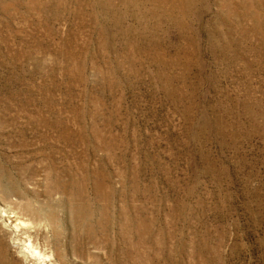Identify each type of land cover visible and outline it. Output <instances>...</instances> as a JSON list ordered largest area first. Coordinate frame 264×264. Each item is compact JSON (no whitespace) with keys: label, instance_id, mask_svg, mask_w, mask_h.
I'll use <instances>...</instances> for the list:
<instances>
[{"label":"rangeland","instance_id":"obj_1","mask_svg":"<svg viewBox=\"0 0 264 264\" xmlns=\"http://www.w3.org/2000/svg\"><path fill=\"white\" fill-rule=\"evenodd\" d=\"M0 199V264H264V0H0Z\"/></svg>","mask_w":264,"mask_h":264},{"label":"bare ground","instance_id":"obj_2","mask_svg":"<svg viewBox=\"0 0 264 264\" xmlns=\"http://www.w3.org/2000/svg\"><path fill=\"white\" fill-rule=\"evenodd\" d=\"M0 200H1V199H0ZM6 201H7V200H6ZM6 201H5V202H6ZM13 203H14V202H13ZM13 203H12V204H13ZM24 203H25V202H24ZM16 204H17V202H16ZM29 204H30V203H29ZM20 205H21V203H20ZM24 205H25V204H24ZM26 205H27V204H26ZM26 205H25V207L23 208V210H24V209L26 210V207H27ZM11 206H12V205H11ZM13 206H15V205H13ZM13 206H12V207H13ZM12 207H11V208H12ZM16 207H18V205H16ZM16 207H15V208H16ZM28 207H29V206H28ZM31 207H32V206H31ZM31 207H30V208H31ZM20 208H22V207H20ZM20 208L18 207V213H21V212L19 211V210H21ZM3 209H4V208H3ZM13 209H14V208H13ZM16 209H17V208H16ZM16 209L14 210V212H16ZM0 210H2V209H0ZM4 210H5V209H4ZM25 210H24V211H25ZM27 210L29 211V208H28ZM31 211H32V210H31ZM31 211H30L29 213H31ZM34 211H35V210H33V212H34ZM1 212H2V211H1ZM38 212H39V210H38ZM25 213H26V212H25ZM2 214H4V213H2ZM23 214H24V213H23ZM32 214H33V213H32ZM32 214H30V215L32 216ZM35 214H36V217H37V213H35ZM35 214H34L33 217H35ZM40 214H41V213H40ZM0 215H1V214H0ZM10 215H11V214H10ZM15 215H17V214H15ZM21 215H22V214H21ZM48 215H49V214H48ZM5 216H6V214H5ZM7 216H8V214H7ZM19 216H20V215H19ZM31 216H30V217H31ZM2 217H3V216H2ZM8 217H9V216H8ZM10 217H11V216H10ZM33 217H32V218H33ZM6 218H7V217H6ZM16 218H17V216H16ZM19 218H21L20 221H22V218H23V222H24V217H19ZM32 218H31V219H32ZM37 218H38V217H37ZM4 219H5V218H4ZM31 219H30V220H31ZM43 219H44V218H43ZM49 219H50V218H49ZM14 220H15V218H14ZM16 220H17V219H16ZM33 220H34V219H33ZM33 220H31V221H33ZM39 220H40V219H39ZM1 221H3V220L1 219ZM26 221H27V220H26ZM31 221H30V222H31ZM69 221H70V220H69ZM7 222H8V221H7ZM15 222H16V221H15ZM15 222H14V223H15ZM28 222H29V220H28ZM35 222H36V220H35ZM38 222H39V221H38ZM8 223H9V222H8ZM18 223H20V222L18 221ZM32 223H33V222H32ZM10 224H11V223H10ZM21 224H23V223H21ZM29 224L31 225V223H29ZM4 225H5V224H4ZM7 225H8V224H7ZM25 225H26V224H25ZM27 225H28V223H27ZM34 225H35V224H34ZM37 225H38V223H37ZM10 226H11V225H10ZM15 226H16V225H15ZM22 226H23V225H22ZM32 226H33V225H32ZM35 226H36V225H35ZM39 226H40V225H39ZM52 226H53V225H52ZM16 227L18 228L19 226H16ZM16 227H14V228H16ZM20 227H21V226H20ZM36 228H40V229H41V226H40V227L37 226V227H35V229H36ZM43 228L45 229V227H43ZM7 229H8V228H7ZM18 229H19V228H18ZM22 229H23V228H22ZM24 229H25V228H24ZM24 229H23V231H24ZM27 229H28V228H27ZM35 229H34V230H35ZM30 230H31V229H30ZM30 230H29V232H30ZM34 230L31 231V234H32V232H33ZM45 230H46V229H45ZM16 231H17V230H16ZM19 232H20V231H19ZM27 232H28V231H27ZM29 232H28V234H29ZM39 232H40V231H39ZM36 233H37V229H36ZM19 234H20V233H19ZM21 234H22V233H21ZM23 234H24V233H23ZM23 234H22V235H23ZM25 234H27V233H25ZM34 234H35V233H34ZM37 234H38V233H37ZM40 234H42V233H40ZM43 234H44V232H43ZM45 234H46V233H45ZM29 235H30V234H29ZM29 235H28V237H29ZM23 236H24V235H23ZM23 236H22V237H23ZM36 236H37V235H36ZM40 236H41V235H40ZM19 237H20V236H19ZM25 237H26V235H25ZM34 237H35V236H34ZM43 237H44V236H43ZM13 238H14V237H13ZM36 238H37V237H36ZM41 238H42V237H41ZM24 239H25V238H24ZM27 239H28V238H27ZM29 239H30V237H29ZM20 240H21V239H20ZM22 240H23V239H22ZM35 240H36V239H35ZM27 241H28V240H27ZM43 241H44V240H43ZM30 242H31V241H30ZM27 243H28V242H26L25 245H27ZM35 243H36V242H34V244H35ZM50 243H51V242H50ZM29 244H30V243H28V245H29ZM34 244H33V245H34ZM30 245H31V244H30ZM30 245H29V247H30ZM35 245H37V244H35ZM35 245H34V246H35ZM40 245H41V244H40ZM43 245H44V244H43ZM24 247H25V246H24ZM24 247H23V248H24ZM37 247H38V245H37ZM39 247H40V246H39ZM46 247H47V246H46ZM18 248H19V247H18ZM44 248H45V246H44ZM20 249H22V248H20ZM27 249H30V248H28V246H27ZM37 249H39V251H40V248H37ZM37 249H35V251H36ZM42 249H43V248H42ZM45 249H46V248H45ZM22 250H23V249H22ZM47 250H48V249H47ZM23 251H24V250H23ZM30 251H31V250H30ZM42 251L45 253L46 250H45V251L42 250ZM42 251H41V252H42ZM48 251H49V250H48ZM48 251H47V252H48ZM25 252H26V250H25ZM31 252H32V251H31ZM43 252H42V253H43ZM26 253H28V252H26ZM32 253H33V252H32ZM35 253H36V252H35ZM35 253H33V254H35ZM55 253H56V252H55ZM23 254H24V252H23ZM30 254H31V253H30ZM33 254H32L31 257H33ZM36 254H37V253H36ZM38 254H39V253H38ZM57 254H58V253H57ZM41 255H42V254H41ZM55 255H56V254H55ZM22 256H23V255H22ZM29 256H30V255H29ZM38 256H39V255H38ZM36 257H37V255H36ZM36 257L34 258L36 264H67V263H65V261L58 259V256L53 257V255L51 256V255L48 254V253L43 254L42 256L37 257L38 259H36ZM59 257H60V256H59ZM55 259H58V260H59V263H57V262L55 261ZM28 260H29V259H28ZM31 260H32V258H31ZM32 261H33V260H32ZM28 262H29V261H28ZM28 262H27V263H28ZM27 263H26V264H27ZM35 263H34V264H35ZM31 264H33V263H31Z\"/></svg>","mask_w":264,"mask_h":264}]
</instances>
